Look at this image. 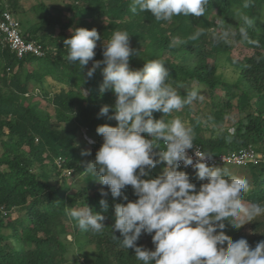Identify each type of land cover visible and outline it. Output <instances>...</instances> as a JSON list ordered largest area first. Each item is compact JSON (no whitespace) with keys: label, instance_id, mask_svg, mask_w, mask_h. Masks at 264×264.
Listing matches in <instances>:
<instances>
[{"label":"trees","instance_id":"trees-1","mask_svg":"<svg viewBox=\"0 0 264 264\" xmlns=\"http://www.w3.org/2000/svg\"><path fill=\"white\" fill-rule=\"evenodd\" d=\"M3 1L17 16L22 37L39 45L43 54L17 58L0 38V264L65 262L70 244L64 237L68 233L77 236L80 230L67 214L68 205H88L105 216L101 233L80 230L83 236L93 237L96 253L92 264H141L134 249L121 247V233L112 230L114 205L126 201L113 198L107 186L85 172V162L94 160L103 142L97 126L117 124L99 115L100 108L113 105L116 96L111 89L100 91L104 65L88 78L92 61L81 70L78 62L67 59L63 41L72 35L68 28L98 31L101 39L97 41L95 60L103 59V41L106 43L115 31H126L130 47L138 53L130 56V68L140 69L145 62L163 59L168 82L173 87L183 85L177 88L182 97L199 90L204 99L185 105L183 113L186 125L193 130L194 142L206 154L214 156L248 145L264 151V0H209L205 15H181L167 22L156 21L150 11L133 13L131 0H72L65 10L50 9L40 2L32 8L37 20L31 22L18 17L14 0ZM67 14L71 15L64 21L62 16ZM241 14L253 20L247 31L254 43L241 42L238 35L230 37L229 41L251 50L249 55L236 58L231 55L229 42L217 43L214 34L225 30L238 33ZM54 27L58 28L55 35H38L42 28ZM198 29L204 34L188 40ZM174 38L187 42L170 47ZM221 56L236 68L234 82L218 74L217 59ZM35 88L38 94L33 93ZM36 97L44 99L52 112ZM203 103L207 113L198 107ZM112 112L110 107L108 115ZM162 116L161 112L153 113L154 119ZM173 118L174 112L165 117ZM225 122L232 131L222 128ZM83 130L94 138H90L92 143L86 140L95 148L91 155H82L85 142H76L78 131ZM259 143L261 146L256 147ZM165 166L166 162L158 163L150 175L161 174ZM216 167L227 168L230 175L249 181L250 191L244 194V201H264V164ZM183 171L197 188L204 182L195 169ZM78 176L81 179L77 182L74 179ZM102 189L107 196L101 195ZM122 192L129 200L137 199L131 186ZM101 199L107 201L106 211ZM12 211L19 215L11 217ZM224 223L223 231L233 241L244 238L241 227L236 229L227 220ZM137 244L154 249L150 234H142Z\"/></svg>","mask_w":264,"mask_h":264},{"label":"clouds","instance_id":"clouds-1","mask_svg":"<svg viewBox=\"0 0 264 264\" xmlns=\"http://www.w3.org/2000/svg\"><path fill=\"white\" fill-rule=\"evenodd\" d=\"M208 4L209 0H131L130 10L133 13L150 11L156 21L167 22L181 15H205ZM244 7H249V3ZM240 21L238 33L225 30L214 34L215 41L227 43L230 37L238 35L241 42L254 43L247 31L253 24L252 18L241 14ZM203 34L204 30L198 29L187 39L194 41ZM100 39L95 28L80 27L72 30L63 44L67 59L78 62L81 70L92 61L86 73L88 78L104 65L100 91L111 89L116 96L115 103L103 105L99 115L108 116L117 124L97 126L96 132L103 142L94 160L85 162V172L107 186L113 198L126 201L114 205L112 230L121 233V247L134 249L135 258L141 264H264V240L253 248L245 238L233 241L223 231L226 220L239 229L264 215V205L244 202V194L250 191L249 181L230 175L227 168L209 166L206 158L210 159L211 155L199 149L195 150L194 162L193 156L187 153L194 146L192 128L179 117L165 119L193 101H202L204 97L199 90L189 91L182 97L177 88L183 85L173 87L168 82L169 73L163 59L145 62L140 69L130 68V56L138 53L130 47L126 31H115L106 43L103 41V59L95 60ZM186 42L174 38L169 46ZM110 107L113 112L109 116ZM154 112H161L163 116L154 119ZM82 155L91 153L85 150ZM162 162L166 166L161 174L151 176V170ZM181 163L185 168H194L198 179L204 181L199 188L180 169ZM128 186L137 199L129 200L123 194L122 190ZM101 195L108 193L102 189ZM100 204L106 211L107 201L101 199ZM67 214L82 231L98 234L104 229L105 216L88 205L70 208ZM142 234L151 235L154 249L137 244Z\"/></svg>","mask_w":264,"mask_h":264},{"label":"rangeland","instance_id":"rangeland-1","mask_svg":"<svg viewBox=\"0 0 264 264\" xmlns=\"http://www.w3.org/2000/svg\"><path fill=\"white\" fill-rule=\"evenodd\" d=\"M14 2L16 3V6H17L16 10H17L18 17L22 20L24 18H27L31 22H34L37 20L36 18L37 15L32 10L33 6L42 2L44 5H46L50 9L57 8V9L65 10L66 7L71 4L72 0H14ZM70 15L71 14L62 16L63 20L65 21L67 17H70ZM261 22H263V20ZM72 30H73V27L66 29V31L69 33L72 32ZM42 32L46 34L55 35L58 32V28L57 27H54L52 29L42 28L41 30H39L38 35H41ZM229 47H230L231 55L236 58H242L243 56L249 55L251 53V50L245 48L241 43H238L236 41L230 40ZM164 54L172 57V55L168 53H164ZM172 59L178 60L179 58L172 57ZM217 65H218L217 72L221 76V78H223L224 80L228 82H234L236 80L237 70L234 66H232L226 60L225 56H221L217 59ZM33 93L38 94V91L36 88L34 89ZM36 99L40 101V105L42 107H47L46 106L47 103L44 99H40L39 97H36ZM198 107L203 112L205 113L208 112V107L204 103L200 104V106ZM194 108L196 109L195 106ZM47 109L50 112H52L51 107H47ZM183 112H184L183 108L179 112L174 111V118L179 117L183 122H186L185 121L186 118ZM228 126H229V123L225 122L223 123L222 128L223 129L226 127L228 128ZM228 131H232V127H229ZM90 138L94 139L92 135H90L86 130L78 131L77 137H76L77 144L82 145L85 142V145H83L84 147H82L81 152L85 150L92 152L95 149L93 145L87 144L86 142V140H88L89 142V140H91ZM257 145L255 146L256 147L261 146L260 143ZM71 178L72 177L69 175L68 179H71ZM80 179L81 177L78 176V177H75L74 180L78 182L80 181ZM244 202L246 204H251L246 201ZM260 204L264 205V201L261 202ZM67 208L70 209V208H77V207L68 205ZM10 215L11 217L13 216L16 217L19 215V212L12 211ZM241 228H242V234L244 238L249 242V245L254 248L257 242L264 240V215L257 217L254 221L245 223L243 226H241ZM82 233L83 232L79 230V232H77V236L73 235L72 233H68L65 235L64 237L65 242L69 243L70 245L66 253V261L63 262L62 264H92V261L96 253L95 243H94L93 237H91L90 235L83 236Z\"/></svg>","mask_w":264,"mask_h":264},{"label":"built area","instance_id":"built-area-1","mask_svg":"<svg viewBox=\"0 0 264 264\" xmlns=\"http://www.w3.org/2000/svg\"><path fill=\"white\" fill-rule=\"evenodd\" d=\"M0 38L1 43L6 45L17 58L25 55L41 56L43 51L41 47L34 41L26 40L22 37L19 21L7 9L3 0H0ZM194 142V141H193ZM163 147V144H162ZM199 149L202 153L206 154L202 147L194 142L192 149H188V155L193 156L195 159V150ZM156 151H159V149ZM206 163L209 166H216L219 164H228L236 166L245 165H260L264 164V151H258L253 146L248 145L240 147L239 149L227 153H220L216 156H211L210 159L206 158ZM181 170L194 169L191 166L184 167L181 163Z\"/></svg>","mask_w":264,"mask_h":264}]
</instances>
